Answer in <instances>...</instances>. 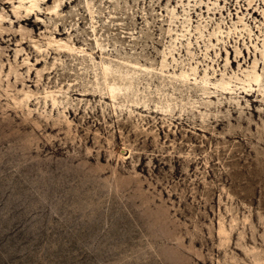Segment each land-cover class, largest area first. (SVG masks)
I'll return each mask as SVG.
<instances>
[{
	"label": "rangeland",
	"instance_id": "374dc122",
	"mask_svg": "<svg viewBox=\"0 0 264 264\" xmlns=\"http://www.w3.org/2000/svg\"><path fill=\"white\" fill-rule=\"evenodd\" d=\"M52 1L30 24L18 2H0V264H264L262 96L170 74L196 64L198 75L240 76L256 55L248 35L211 46L208 34L239 17L258 34L264 0H65L46 14ZM186 14L191 53L173 40ZM168 50L181 67L167 53L159 71ZM101 61L110 80L134 82L131 115L105 93L82 95L101 84ZM69 85L66 108L44 103Z\"/></svg>",
	"mask_w": 264,
	"mask_h": 264
},
{
	"label": "bare ground",
	"instance_id": "6f19581e",
	"mask_svg": "<svg viewBox=\"0 0 264 264\" xmlns=\"http://www.w3.org/2000/svg\"><path fill=\"white\" fill-rule=\"evenodd\" d=\"M51 0H17V1H13V0H0L1 3H17V5H12V10L15 13V16L18 18V22H22V23H26V24H30L31 22V18L34 15L36 20L34 22L39 23L40 21H42L41 17L39 16L38 12H40L41 6L42 5H49V2ZM188 4V3H187ZM67 6V2L65 0H53L52 4L50 6H47V8L45 9L46 14L47 13H55L56 15H59V11L62 9V7H66ZM188 6H190L188 4ZM23 9V11L25 12L24 17L22 18L19 10ZM48 10V12H47ZM188 9L187 8H183V12L187 13ZM44 11V10H43ZM22 13V12H21ZM24 14V13H23ZM184 15V14H183ZM180 19V17L176 14H172L169 20V23L171 25V23H178V20ZM91 28H92V32H96L95 28V23L96 20L91 17ZM190 22L191 19L189 17L188 14H186V16L184 17V19L180 22V26L181 29H176L177 31H181V32H177L175 30V37H173L174 41H179L180 38H186L187 43H186V51L187 53H191V41L189 40V38L187 36L192 34V30L190 29ZM206 23V21H204ZM264 22V21H262ZM262 22L257 24V28H258V34L254 33L253 28H251V26L242 18L239 17L237 22H232V26H229L228 31L225 32L222 28V26H220L219 23H217L211 32H209L208 34V41L210 42L209 44L211 46H213L214 44L211 42V38L215 37L216 41H224L223 40V36L225 33H227V36L231 33L232 30L235 31V33H239V34H247L248 38H249V42L253 47V51L256 52V55L254 56V59L251 63L250 66H248L247 68H244L243 70H241V75L238 76L234 73L228 75V77L226 76L227 73H222L221 77L217 78V75H215L216 70L213 68L212 73H209L206 71V68L203 69V73L198 75L197 72V65L196 64H189L188 67H183V68H179V72L177 73L176 70H173L170 72V74H173V76L178 77V79H180V81L182 83H186L189 80H193L194 83L196 82H201L202 85L204 86L205 89H211V88H217L219 89L221 92L223 93H235L239 90H242L248 94L246 95H252L249 93H255L258 92L259 95L262 96V100L264 101V29L262 27ZM264 24V23H263ZM207 23L203 24V23H198L195 27V39L196 42H199L200 38H203V34L205 29L207 28ZM56 33H61V29L58 27ZM172 30V29H171ZM174 31V30H173ZM254 36V38H253ZM2 39V38H1ZM14 38H12L11 40H13ZM173 41V42H174ZM24 42V41H23ZM55 43H57V47L58 49L62 50L63 52L67 53L66 51H72L74 50V48H72L71 44H68L66 41H62L61 39H56L54 40ZM178 43V42H177ZM181 43V42H180ZM208 45H205L206 50L209 47ZM179 51L178 50V45L176 47L175 44V48H173L172 51ZM79 51H84L83 49L79 50ZM169 52H163L162 54V59L160 61V66H159V71H163L164 68L167 66L166 63V57H167V53L171 54V50H168ZM259 55V58H258ZM262 60L263 61V68L261 70V72H259V65H258V61ZM172 62H173V68L175 69L176 67L180 66L181 67V61H177V58L173 57L172 55ZM229 62L228 57H226V64ZM39 61H36V64H38ZM123 63H128L131 64L132 67L137 68V70H148V66H141L140 64L137 63H130V62H126L124 61ZM98 66L101 68V79L102 82L99 85V83H96V89H92L91 91L93 93L87 92L84 93L82 95H94L95 92H98L99 94H106V97L110 99V101L112 102V104L116 107V108H120V110L122 111L123 107L127 108L128 113L131 115L134 110L131 108L132 105H137L140 102L138 101V97L136 96V86L134 84V82L132 81L131 78H128L127 81L123 82V81H116V80H110L109 78V73H110V67L107 63V61H101L99 62ZM39 72V71H38ZM97 74L94 75V77H96ZM233 76L235 78V80H233ZM212 77H214V79H212ZM212 79V80H211ZM123 80V79H122ZM69 88L70 85L68 86V88L65 89V91H62L61 88L58 90H45V94L43 95V101L45 104H48L50 102V105L52 106V109H58V111L60 112V106L62 105L61 108H66V106L63 104V100L65 98L68 97L69 94ZM98 89V91H96ZM104 90H106V92H103ZM82 91H87V90H82ZM36 93L32 92V91H26L24 93V100L26 103L30 100V98L32 96H34ZM24 102V103H25ZM165 105H162L161 107H159L161 112H165L167 111L170 107V102L166 101ZM148 104L144 103V106H147ZM158 107V106H157ZM63 112V110H62ZM71 112V111H70ZM204 120V119H203ZM216 121L218 122V125H220L222 123V121H218V119H216ZM263 137V136H262ZM264 143V139L261 141ZM257 172L260 173H264V166L260 167Z\"/></svg>",
	"mask_w": 264,
	"mask_h": 264
}]
</instances>
